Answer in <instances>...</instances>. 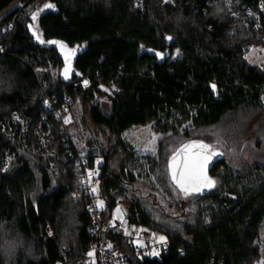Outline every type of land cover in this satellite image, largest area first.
Segmentation results:
<instances>
[{
    "label": "trees",
    "instance_id": "16d2710c",
    "mask_svg": "<svg viewBox=\"0 0 264 264\" xmlns=\"http://www.w3.org/2000/svg\"><path fill=\"white\" fill-rule=\"evenodd\" d=\"M16 1L0 0V15ZM176 1L171 7L143 0L137 7L133 0H19L0 18V124L15 114L29 118L32 149V124L44 114L45 95L60 103L67 94L80 105L66 130L52 118L49 148L64 159L48 164L17 148L0 127V155L12 152L8 174L0 171V264H73L97 241L88 200L73 197L80 190L65 160L67 146L100 160L95 197L103 202V222L121 205L129 222L171 240L159 258L132 257L128 264L260 262L264 163L235 167L227 143L251 132L264 135V68L245 57L264 43V12L244 23L225 0ZM235 1L264 9V0ZM34 32L73 51L72 66L82 78L66 79L58 51L36 44ZM167 36L174 39L170 45ZM145 49L156 54H142ZM147 123L164 136L144 176H135L136 156L122 134ZM193 141L214 146L223 159L211 170L214 186L183 199L170 164Z\"/></svg>",
    "mask_w": 264,
    "mask_h": 264
},
{
    "label": "built area",
    "instance_id": "2783aa9c",
    "mask_svg": "<svg viewBox=\"0 0 264 264\" xmlns=\"http://www.w3.org/2000/svg\"><path fill=\"white\" fill-rule=\"evenodd\" d=\"M162 4L175 7L176 0H160ZM135 6L140 7L143 0H133ZM231 16L236 19H242L244 23L247 18L255 17L257 14L264 12L262 6L257 11L243 7H237L235 0H225ZM10 9L0 15L3 17ZM13 23L10 24L12 29ZM264 46V43H263ZM0 54H5V49L0 48ZM91 86L88 83L86 89ZM44 114L38 120L33 122V131L35 139V148L29 149L28 135L30 119H26L18 114L13 115L8 121L1 122V133L8 141L13 142L17 148L27 152L34 158L42 160L43 164H48L54 158L64 159L60 157L56 150L49 148V139L52 133V118L59 121L66 130L65 120L72 109L73 103L70 95H64L59 103L55 97L44 96L42 101ZM69 139V136L66 135ZM67 146V144H66ZM73 146V145H72ZM65 160L72 162L77 174L79 193H74V199L84 196L88 200L87 210L89 212L92 228L91 234L96 235L97 241L92 243L83 257L73 262V264H128L132 257L139 258H159L161 254H165L171 245V240L159 232L151 228L139 224L129 222L127 216L124 218L113 215L114 209L111 211L107 222L102 220V206L98 205V198L95 197L93 188L98 187V178L100 168L97 160H91L86 152H80L73 148H66ZM12 164V152L5 148L0 155V171L5 176ZM91 173V176H89ZM48 231L50 232L49 228ZM163 236L165 239L161 241L159 238ZM125 249V250H124ZM92 253V255H89ZM155 253V254H154Z\"/></svg>",
    "mask_w": 264,
    "mask_h": 264
},
{
    "label": "rangeland",
    "instance_id": "374dc122",
    "mask_svg": "<svg viewBox=\"0 0 264 264\" xmlns=\"http://www.w3.org/2000/svg\"><path fill=\"white\" fill-rule=\"evenodd\" d=\"M20 6L19 0L14 2L9 9L13 10ZM177 55V50L174 51L171 59H174ZM246 59L252 63L260 65L264 68V46L262 43L251 46L246 55ZM213 88V87H212ZM107 94H112L114 88H103ZM80 110L79 102H76L73 108L69 111V115L66 117L65 126L70 120V114L77 115ZM185 128V127H183ZM164 135L158 133L153 128V123H147L146 125H134L126 130L122 134V140L127 147H130L136 156L137 162L134 163L132 172L135 176H144L148 168V160H155L157 158V146L158 142ZM85 140L88 139L87 135H84ZM227 145H231L229 148L227 157L234 164L235 167L240 168L241 165L261 164L264 163V135L256 133H250L242 138L229 141ZM100 160L97 159L99 164ZM150 182L153 183L152 177L148 175ZM102 206V205H100ZM113 215L124 218L126 216L125 210L121 205H117L113 211ZM264 260V255H261L260 262ZM258 262V264H260Z\"/></svg>",
    "mask_w": 264,
    "mask_h": 264
},
{
    "label": "snow or ice",
    "instance_id": "6c2138e0",
    "mask_svg": "<svg viewBox=\"0 0 264 264\" xmlns=\"http://www.w3.org/2000/svg\"><path fill=\"white\" fill-rule=\"evenodd\" d=\"M45 7L52 8L54 6L46 4ZM32 18L33 20L36 19V13L32 14ZM29 27L31 28L32 26L29 25ZM33 35L39 38L37 32H34ZM169 39L171 38L169 37ZM41 42L43 43L44 41ZM48 43L59 44L61 50L65 47L63 43L58 41H48ZM70 55V53L64 54V75L66 79L68 78V73L70 71L68 67ZM157 55L159 56L161 54L157 53ZM84 83L85 86H87L88 82L85 81ZM212 87L215 89V85H212ZM178 154L181 156V159L176 161V157L174 156L173 163L170 164V168L172 169V179L183 192L188 193L189 191H200L202 187L210 188L214 186L215 181H213L206 172L209 161L213 155L217 154L214 151V146L205 144L202 141H193L190 144H185L183 148L179 150ZM89 176H91V173H89ZM92 191L95 192L96 188H93ZM102 203V201H98V205H102ZM159 239L163 241L165 238L161 236ZM13 249L14 246H10L9 252L11 253ZM89 255H92V253H89ZM260 264H264V261H261Z\"/></svg>",
    "mask_w": 264,
    "mask_h": 264
},
{
    "label": "water",
    "instance_id": "95a60500",
    "mask_svg": "<svg viewBox=\"0 0 264 264\" xmlns=\"http://www.w3.org/2000/svg\"><path fill=\"white\" fill-rule=\"evenodd\" d=\"M7 9H8V8H7ZM7 9H6V10H7ZM6 10H5V11H6ZM5 11H4V12H5ZM37 33H38V32H37ZM38 36H39V38H37V36H35V43H36V44H41V45H44L45 47L54 46V48L58 51L60 57H61L62 60H63V64H64L63 71H62V74H63V75H64V68H65L64 54H65V53H70L71 55H70V58H69V60H68V67H69V69H70V71H69V73H68V78H69L70 76H72V75H76L78 78H82V76H81L78 72H76V70H74V68H73V66H72V62H73V60H74V58H75V53H73V51L67 49L66 47H64V49L61 50L59 44H51V43L45 42V41L42 39V37L40 36L39 33H38ZM169 37H170L171 39H169ZM41 41H44V42L42 43ZM50 41H51V40H50ZM52 41H57V40H52ZM58 42H60V41H58ZM173 42H174V39H173L171 36H167V37H166V43H167L168 45H170V44L173 43ZM61 43H62V42H61ZM142 54H150V55H153V54H156V53H155L153 50H151V49H145V50L142 51ZM167 56H168V53L163 54V55L161 56L162 60L166 59ZM64 76H65V75H64ZM191 143H192V142H191ZM187 144H190V143H187ZM183 146H184V145H183ZM183 146L180 147V148L176 151V153L173 155V157H174V156L176 157V161H179V160L181 159V156H180L178 153H179V150H181V149L183 148ZM214 151H215V153H217V154H216V155H213V157H212L211 160L209 161V163H208V165H207V168H206L207 175H208L211 179H212L211 174H210V173H211V170L213 169V167H214L217 163H219V162L222 161V159H223L222 152H221L219 149H214ZM173 157H172V160H171V164L173 163ZM171 173H172V169H171ZM211 188H212V187H210V188H209V187H202V188L200 189V191H189L188 193H185V192L182 191V198L184 199L187 195H189V194H191V193H204V192L210 190Z\"/></svg>",
    "mask_w": 264,
    "mask_h": 264
},
{
    "label": "clouds",
    "instance_id": "9594fccd",
    "mask_svg": "<svg viewBox=\"0 0 264 264\" xmlns=\"http://www.w3.org/2000/svg\"><path fill=\"white\" fill-rule=\"evenodd\" d=\"M4 255H5L4 250H0V256H4Z\"/></svg>",
    "mask_w": 264,
    "mask_h": 264
}]
</instances>
